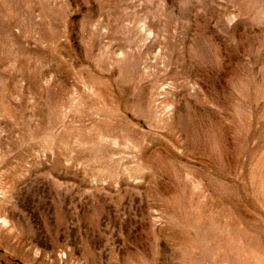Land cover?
Returning <instances> with one entry per match:
<instances>
[{"label": "rangeland", "instance_id": "374dc122", "mask_svg": "<svg viewBox=\"0 0 264 264\" xmlns=\"http://www.w3.org/2000/svg\"><path fill=\"white\" fill-rule=\"evenodd\" d=\"M0 264H264V0H0Z\"/></svg>", "mask_w": 264, "mask_h": 264}]
</instances>
